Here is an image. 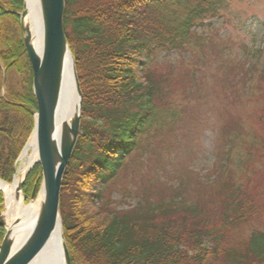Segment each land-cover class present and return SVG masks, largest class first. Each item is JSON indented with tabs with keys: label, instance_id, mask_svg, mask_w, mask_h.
<instances>
[{
	"label": "trees",
	"instance_id": "16d2710c",
	"mask_svg": "<svg viewBox=\"0 0 264 264\" xmlns=\"http://www.w3.org/2000/svg\"><path fill=\"white\" fill-rule=\"evenodd\" d=\"M63 3L64 34L82 95L80 134L59 192L69 264H264V171L262 178L251 161L263 159L264 136L249 147L248 161L241 160L247 179L240 182L229 167L238 138L226 139L206 185L217 191H203L204 203L140 197L128 211L90 212L100 186L161 116L163 90L145 73L150 59L157 51L182 52L195 30L220 17L225 0ZM22 10L23 0H0V180L6 183L32 133L36 109L17 16ZM167 114L173 121L175 114ZM258 119L262 128L264 112ZM27 174L23 193L29 196L40 186L41 170L36 165ZM2 204L0 194V211ZM3 233L0 227V239Z\"/></svg>",
	"mask_w": 264,
	"mask_h": 264
},
{
	"label": "rangeland",
	"instance_id": "374dc122",
	"mask_svg": "<svg viewBox=\"0 0 264 264\" xmlns=\"http://www.w3.org/2000/svg\"><path fill=\"white\" fill-rule=\"evenodd\" d=\"M220 14L195 30L182 52L157 51L150 59L145 73L163 90L161 116L149 124L114 177L100 186V199L90 212L128 211L140 197L158 203L183 196L204 203L205 192L217 191L206 185L226 139L238 138L231 173L238 182L247 179L241 160L248 161L249 147L264 136L258 119L264 112V0H225ZM251 161L262 176L264 157ZM252 178L259 182L260 177ZM1 206L0 220L4 202Z\"/></svg>",
	"mask_w": 264,
	"mask_h": 264
},
{
	"label": "water",
	"instance_id": "95a60500",
	"mask_svg": "<svg viewBox=\"0 0 264 264\" xmlns=\"http://www.w3.org/2000/svg\"><path fill=\"white\" fill-rule=\"evenodd\" d=\"M64 0H40L42 12V45L40 52L37 53L31 47L29 36L25 34L22 26L24 17V7L19 17L20 29L23 36L24 51L32 71V92L36 103L34 112V129L38 152V161L35 162L41 169L42 183L44 189L43 203L40 204V211L32 231L25 237L17 250H13L12 245L7 241L5 231L0 243V264H28L56 232H59L60 245L65 264H69V256L62 236V226L59 213V199L62 178L65 169L71 159L73 149L80 134V119L82 95L74 60L67 45L64 29L63 14ZM72 61L73 78L75 92L78 97L77 115L72 121L69 130L70 136L64 129L60 147L53 141V128L56 107L60 95L64 62L66 57ZM5 76L3 84H5ZM32 133V134H33ZM22 188V187H21ZM21 192V189L19 190ZM34 189L29 200L34 198ZM23 200H27L26 195H22ZM0 227H5L2 218Z\"/></svg>",
	"mask_w": 264,
	"mask_h": 264
},
{
	"label": "bare ground",
	"instance_id": "6f19581e",
	"mask_svg": "<svg viewBox=\"0 0 264 264\" xmlns=\"http://www.w3.org/2000/svg\"><path fill=\"white\" fill-rule=\"evenodd\" d=\"M40 0H24V17L22 26L25 34L29 36L31 47L39 53L42 45V12ZM72 61L66 57L63 69V78L60 95L57 103L53 141L57 147H60L64 129L69 136V130L72 121L78 111V97L75 92V83L73 78ZM34 133L31 135L24 150L18 159L16 172L10 184L0 181V192L4 196L5 211L2 216L5 230L7 232V241L12 245L13 250L21 245L26 236L35 225L40 207L43 203L44 189L41 187L37 195L28 203H23V197L19 191L24 183L26 173L31 170L35 162L38 161V152ZM59 232L51 235L47 243L41 250L32 257L28 264H65V259L60 245ZM27 238V237H26Z\"/></svg>",
	"mask_w": 264,
	"mask_h": 264
}]
</instances>
